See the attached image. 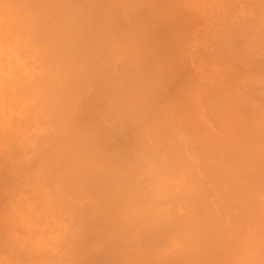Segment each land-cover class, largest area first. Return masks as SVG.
Here are the masks:
<instances>
[{
  "label": "bare ground",
  "instance_id": "1",
  "mask_svg": "<svg viewBox=\"0 0 264 264\" xmlns=\"http://www.w3.org/2000/svg\"><path fill=\"white\" fill-rule=\"evenodd\" d=\"M0 12L8 16L0 61H10L0 66V101L16 92L3 79H16L11 61L20 57L8 35L20 30L34 40L23 44L27 61L38 65L36 76L19 74L33 77L22 90L24 111L42 134L21 165L29 175L1 183L0 199L13 205L0 220V255L6 250L16 264H264V127L251 126L264 123V65L262 77L242 74L260 103L226 95V64L207 77L222 79L218 88L192 91L179 72L190 65L189 53L181 58L187 47L168 28L170 12L181 24L186 15L163 0H0ZM256 22L264 26V13ZM246 38L226 60L259 51L264 30ZM187 159L209 188L191 178ZM79 247L82 259L67 256Z\"/></svg>",
  "mask_w": 264,
  "mask_h": 264
},
{
  "label": "rangeland",
  "instance_id": "2",
  "mask_svg": "<svg viewBox=\"0 0 264 264\" xmlns=\"http://www.w3.org/2000/svg\"><path fill=\"white\" fill-rule=\"evenodd\" d=\"M163 5L164 7L167 6L169 11L173 7L180 5L182 6V10L185 13L184 15H186L185 21L183 22V24H181L179 15H177V13L170 12L168 20L169 19L171 20L173 18L174 21L170 22L171 24L169 25L168 28H170V26H173L176 28L177 31L179 30L180 36L182 34L183 42L185 43L186 45L185 47H187V50L184 49V53L182 54L181 58L184 59L188 57L187 53H189L190 55V59H189L190 65L188 62L189 67H187L186 69H183V67H181L179 71L185 75V79L188 81V83L191 86L190 89L195 92V90L193 89V86L195 85L196 87L201 86L206 91L207 89L211 88V86H217L220 80H215L214 82L211 83V81H209L207 77H209L211 74L219 70L218 64L220 65L226 64L225 71L221 77L224 79L227 78L231 82V83H227L228 87H227L226 95L230 96L233 93L235 98H240L241 97L240 94H244L251 97L252 101L255 102L254 104H257L259 102L258 93L255 91L257 90V88L254 85H252V83H250L249 80L250 77L251 78L256 77L257 79L259 78L260 75H261L260 77H262V74H264L261 72L262 71L261 69L262 68L264 69V66H262L264 65L263 64L264 42L263 44L259 45V51L252 53L251 55L248 56L245 55L240 59L235 58L234 61L232 62L226 60L225 58L229 57V55L230 56L233 55L236 49L240 50L243 48V44L247 40L246 37L248 36V32L252 33V32H257L260 29L264 30V26L262 27L258 25L257 22L254 23V19L257 16V14L264 13V0H163ZM34 21L36 22V19H34ZM7 24H8V16L7 15L4 16L0 12V26L2 27L1 29H4V27H6ZM251 27L252 29H250ZM217 28H219L220 32H222L221 36L215 34L216 32L213 35V30L214 29L216 30ZM207 29L209 30L210 33L207 32L208 31ZM19 32H20V37L18 38L16 37L17 34L15 31L10 32L9 34L10 36L8 35L9 39L11 38V36H13L12 42H13V46H15L16 49H14L13 47L12 49L14 52H16V56L20 57L21 60L23 61H20V58H15L18 59L17 62L15 61V59L11 61V66L16 73V79L14 81L13 80L9 81V79L6 78L3 79V82H5V84L7 83L6 86L8 88L10 86V82L16 83V92L14 94L5 93L4 96L2 97L3 101L2 100L0 101V124L3 125L7 123L8 126L10 127V129L0 131V173L3 177H5L4 181H1L0 178V187L2 182L5 183L8 181V179L10 180L15 178L18 172H20L18 174V177L22 179H24L26 176L29 175V169L24 170L22 169L21 165L27 166L28 161H31L32 156L34 157L33 154L34 143L37 140V137L42 135L40 134L39 129H36L38 128L37 124L33 120H31L24 111V107L30 104V100H27L26 97L22 95L24 83L29 81L31 78H33L29 76H36L38 73L37 62L27 61V56L25 55V51L23 47L24 43H29L30 41L34 43V40L29 39L27 35L25 33H22L20 30ZM222 34L224 35L222 36ZM3 43L7 44L5 42ZM222 44L224 46L225 45L227 46V51L224 53L225 55L224 54L222 55L219 52L221 51L220 45ZM230 48L232 50H230ZM181 50H183V48H181ZM218 55H220V58ZM226 55L228 56L225 57ZM213 56H218L217 58H219L220 61L218 59H212ZM6 62L10 63V61H0V66L8 65L9 63L7 64ZM12 62L14 65H12ZM259 65L262 66L261 69ZM23 69L24 72L27 73L29 76H22V77L19 76L20 71H22ZM244 71H247L248 73ZM253 71L257 72V76ZM243 72L245 75L249 76L248 77L249 80L247 76H243L244 75ZM252 72L254 75L252 74ZM237 74L239 75L238 77L236 76ZM218 87L219 85L216 88ZM236 88H239L240 90L234 91ZM213 89L214 87L211 90ZM216 92L217 94H220V91L218 89L216 90ZM13 95H16L15 103L11 102ZM190 106H193V103H191ZM190 106H188L183 111L185 112L189 111ZM169 117L171 119L172 126L176 127L177 126L176 122H178L177 114L175 112H170ZM191 119L197 124V126L198 125L201 126L202 129H205L210 133H214V131H216L215 128L211 127V124L204 117L202 118L198 115H192ZM251 126L260 128V127H264V123H256V125H251ZM29 128H33V129L30 130L29 133H27ZM45 128H47L48 133H53V134L56 133L58 130L56 125H54V127L48 125H42L40 127V129L43 130H45ZM209 128L213 131H211ZM54 145H57V141L54 142ZM184 166H185L184 164L180 163L181 172L184 175H186L188 171L184 168ZM186 167L189 170H192V173L190 175L191 178H194L196 181L200 183V184L196 183L197 185H201L206 188H209L211 186L210 184L211 182L207 179L203 171H199L200 172L199 176L195 175V171L197 170L196 168H194L195 167L194 163L188 160V163H186ZM4 196H5L4 193L2 196L0 194V197H4ZM5 205L10 209L13 203L10 204V202L7 201L3 203V201L0 199V220L3 219V221H8L10 216H9V212L5 211V207H4ZM64 215H67L68 217L71 216L70 214L68 215V212L64 213ZM63 219H65L62 220V223L64 225L65 223L67 224L68 222L67 220L71 221L66 216ZM18 226L20 227V225ZM76 241L77 239L73 241L72 243L73 247H76L74 245ZM173 243L174 241L172 242V244ZM169 244L170 243H166V245L162 244V246L163 247L168 246ZM70 249L68 248L66 249L67 256L68 254H70L74 258L82 259L83 255L80 247L77 255ZM0 261L2 262L0 264H16L14 262H9L8 253L6 250L0 255ZM65 261L66 264H69L67 259Z\"/></svg>",
  "mask_w": 264,
  "mask_h": 264
}]
</instances>
